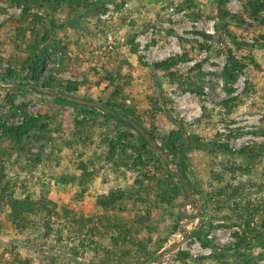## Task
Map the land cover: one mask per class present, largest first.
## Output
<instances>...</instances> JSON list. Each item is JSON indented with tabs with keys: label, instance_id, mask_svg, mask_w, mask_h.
<instances>
[{
	"label": "rangeland",
	"instance_id": "obj_1",
	"mask_svg": "<svg viewBox=\"0 0 264 264\" xmlns=\"http://www.w3.org/2000/svg\"><path fill=\"white\" fill-rule=\"evenodd\" d=\"M164 253L264 264V0H0V264Z\"/></svg>",
	"mask_w": 264,
	"mask_h": 264
},
{
	"label": "built area",
	"instance_id": "obj_2",
	"mask_svg": "<svg viewBox=\"0 0 264 264\" xmlns=\"http://www.w3.org/2000/svg\"><path fill=\"white\" fill-rule=\"evenodd\" d=\"M169 257H170L169 254H165V253L162 254V256H161L162 264H168V261H170Z\"/></svg>",
	"mask_w": 264,
	"mask_h": 264
}]
</instances>
